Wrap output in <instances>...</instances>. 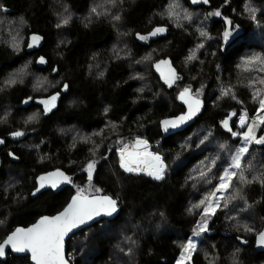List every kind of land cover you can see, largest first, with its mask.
Masks as SVG:
<instances>
[{"label": "trees", "instance_id": "1", "mask_svg": "<svg viewBox=\"0 0 264 264\" xmlns=\"http://www.w3.org/2000/svg\"><path fill=\"white\" fill-rule=\"evenodd\" d=\"M58 1L71 16L62 28L54 20L55 0H0V111L11 110L12 125L0 128V241L14 227L54 214L82 190L109 195L119 212L67 239L70 264H175L203 196L238 145L233 133L239 118L253 115L264 95V0H208V6L191 0ZM157 28L164 31L140 39ZM34 35L40 40L29 47ZM148 53L150 76L138 80L133 62ZM29 58L35 74L59 82L44 95L60 94L47 115L30 85L1 88ZM160 59L175 70L171 85L153 71ZM184 88L203 100V109L183 130L162 136L159 120L183 111L177 95ZM35 110L40 116L31 131L10 136L9 129ZM136 137L160 154L162 179L120 166L118 147ZM240 164L223 195L227 204L212 214L188 264H264V252L253 247L264 226V143L251 144ZM53 168L65 171L71 184L31 197L35 177ZM0 264L31 263L7 252Z\"/></svg>", "mask_w": 264, "mask_h": 264}, {"label": "snow or ice", "instance_id": "2", "mask_svg": "<svg viewBox=\"0 0 264 264\" xmlns=\"http://www.w3.org/2000/svg\"><path fill=\"white\" fill-rule=\"evenodd\" d=\"M207 2V0H204ZM215 15H220L219 12H216ZM66 22V21H65ZM163 28H157L150 35H156L158 32H163ZM201 35H206V33H201ZM230 33L225 31L224 37L227 39ZM141 39H146V37H140ZM40 37L33 36L32 37V45L38 43ZM32 45H29L31 47ZM190 56L188 59H192ZM258 59V58H256ZM41 62H43V58H41ZM252 61H246V63H251ZM174 79H176L175 73L172 74V79L168 82L171 83ZM264 83V81H261ZM67 87V85H65ZM188 89H185L184 92L181 93L180 98L184 99L188 94ZM227 94V93H225ZM56 100V96L50 98L49 101H43L45 104V111L49 110V106H54V101ZM187 102V101H186ZM196 107L193 108L192 104H189V113L186 116L178 117L176 120H165L163 124L165 129L169 126L175 128L178 124L183 123L185 120L190 119L191 116L195 115L197 111H199V101H194ZM260 108L264 109V100H260ZM245 116L241 115L240 122L243 125L245 121ZM258 119L261 123H264V116H259ZM224 126L227 128V121L224 122ZM256 125H248V132L244 134L245 140L247 142H251L254 139V129ZM14 136L22 135L21 132L13 133ZM236 135V133H233ZM256 143H264V137L256 140ZM137 146L145 145L146 142L142 140L136 141ZM247 148H240L233 159V166L235 168H240V159L241 156L247 152ZM140 155L139 153H125L121 152V161L120 166L127 172H141L145 169H141L140 167H133L132 165L136 162V156ZM145 155L150 156L151 160L154 162L148 166V175L152 176L156 180H160L163 178L164 173V165L161 161L160 156L153 155L151 153H146ZM94 169V162H90L87 165L89 180L92 177V171ZM203 175V174H202ZM232 173H230L227 169L225 170L224 175L221 177V184L219 185L220 189H225L229 187L228 183L225 181H231ZM54 177H62L63 180L71 182L69 177L65 176L62 172L50 173L46 176L39 177L40 187H45L46 184H50L53 188L57 186L60 182L57 179H53ZM40 189L38 188L36 191L38 192ZM213 195H215L213 193ZM203 204L204 201H201ZM212 201H209V206L204 209V215L202 220L199 222V232H196V235H199L200 232H204L207 230V220L209 218V213H214L215 208L211 207ZM117 201L110 199L109 197L102 198H92L89 199L82 195V190H79L77 195L72 198V202L68 205L67 208L58 215L54 217H42L40 221L31 228L28 229H20L17 228L15 232L7 237L4 241V244H0V256L4 254L5 245H11L12 248L17 252H24L26 250L31 252L32 260L35 261V264H66L63 258V240L64 237L74 228L79 225L85 224L87 221L92 220L94 217L101 215V213L105 215H112V213L117 211ZM195 231V230H194ZM257 243L260 245H264V232L260 233L257 239ZM196 245L192 243L191 239L184 246L183 251L181 253V260L178 261V264H183V260L190 257L191 252L195 249Z\"/></svg>", "mask_w": 264, "mask_h": 264}, {"label": "rangeland", "instance_id": "3", "mask_svg": "<svg viewBox=\"0 0 264 264\" xmlns=\"http://www.w3.org/2000/svg\"><path fill=\"white\" fill-rule=\"evenodd\" d=\"M55 4H56L55 18H54L55 23H56L58 28L65 27L67 22L70 20L71 16H70L69 12H67L65 6L59 5L58 0H55ZM111 8H112L111 21H112V23L118 22L117 21V8L113 3L111 4ZM115 27H117V26H115ZM149 36H151V35L147 34V35H142L140 37H146V39H147ZM3 37H4V35L1 38H3ZM32 37L33 36H29V39H31ZM7 38L10 41V38L8 36H7ZM146 39H142V40H146ZM16 42H17V40H16ZM14 46H16V45H14ZM151 56H152V53H148L141 60H139L137 62H133V64H134V72L133 73L137 76L136 78L138 80L142 76H150L149 71L147 70V67H149L148 64L150 62ZM35 61L37 63L41 64L39 62V58H37ZM31 64H33V60H32V58H29L24 63V65L20 66L17 70L9 72L2 79L3 81H1V88L2 89L8 88V87L14 85L15 83L27 84V85H30L32 87L33 92L37 95V97H42L45 95L46 92L48 94L49 92L53 91L52 89L54 87L59 85L58 79H56V78H52L51 76H43L42 74H35L31 69ZM145 80H149V79L145 78ZM261 100H264V95L262 96ZM4 110H5V112H4ZM4 110L0 111V128H2V127L6 128L7 126L8 127L12 126L10 123V119H9V116L11 114V110L10 109H4ZM39 116H40V113L38 110L31 111V112L27 113L25 116H22L21 122L17 121L16 127H14L13 129L12 128L9 129V130H13L10 133V135L14 136L13 133H16V132H21L22 135L25 132H30L31 131L30 126H33L34 124H36L38 122ZM259 116H264V109L260 108V103H259V105H258V107H257V109L253 115L245 116V121H244L243 125L241 124L240 118H239V121L237 124L238 129L236 131H234V133H236L237 138L239 139L238 145H237L235 151L233 152L230 160L228 161V164L225 165L224 168L222 169V172L220 173V176H219L218 181H217L216 185L214 186V188L212 190H210V192L206 193L203 196L204 203L201 204L202 209L200 211L198 222H197L196 226L191 230L190 238L182 244V246L180 248L179 256H178L175 264H178V261L181 260V253L183 251V248L189 242L190 239H191L192 243L197 245L196 241L203 238L204 232H200L199 235H196L195 233L199 232V226L198 225H199V222L203 218L204 209L209 206V201H212L211 207L215 208V210L217 207H219V204H220V206L227 204V202L223 198V195H224L227 188H225V189L219 188V185L221 184V177L224 175L225 170L227 169L230 173L233 174L232 179H231V180H233L239 173L237 171L238 168H235L233 166V159H234V156L236 155V153L238 152V150L240 148H247L248 149L251 144L256 142V140L260 139L261 137H264V123L260 122V120L258 119ZM252 124L256 125V127L254 129V133H253L254 139L251 142H247L245 140L244 134L246 132H248V125H252ZM67 136L71 137V133H68ZM15 137H18V136H15ZM63 138H66V137H63ZM136 140H142V141L146 142V146H144L142 148V150H146L147 152H149L153 155L160 156V154L154 153L152 150H150V145L146 139L136 137V138H134V140L132 142H129V144H125L123 146L118 147L117 154L119 156V164L121 161V152L127 151V150L133 151L132 143ZM245 154H246V152L241 156V159L244 157ZM160 158H161V156H160ZM161 161H162V158H161ZM162 163H163V161H162ZM163 165H164V163H163ZM132 166L136 167L135 164H133ZM87 173H88V170H87ZM137 173H141V174H145V175L149 176L148 173H146L144 171L137 172ZM150 177H152V176H150ZM225 183H228L230 185V181H225ZM213 193L215 195H213ZM212 214L213 213H209V218L207 220V228H208V223L211 220ZM242 242H243V240L240 239V243H242ZM242 244H245V243H242ZM192 252H191V254H192ZM189 258L184 259L183 264H188Z\"/></svg>", "mask_w": 264, "mask_h": 264}, {"label": "water", "instance_id": "4", "mask_svg": "<svg viewBox=\"0 0 264 264\" xmlns=\"http://www.w3.org/2000/svg\"><path fill=\"white\" fill-rule=\"evenodd\" d=\"M191 1L194 4H200V5H204V6H208L209 5V1L208 0H207V2H204V0H191ZM29 45H32V38L29 39ZM39 62H41V61L39 60ZM153 71L157 75V77L160 79L161 82H165L168 85L173 84L174 80L171 83H169L168 81L172 79V74L175 73V70H174L173 66L171 65V63H170V61L168 59H160V60H158L153 65ZM185 89H187V88H184L181 91H179V93L177 95L178 101L183 105V108H184L183 111L180 112V113H178V114H176V115H173V116L163 117V118H161L159 120V129H160V132H161L162 136H167V135H170V134H173V133H176L178 131L183 130L184 128H186L187 126H189L190 124H192L194 122L195 116L197 114H199L202 111V109H203V100L201 98L194 97L190 93V91H188V94L185 96L184 99H181L180 98L181 93L184 92ZM53 96H56V100L54 101V106L50 105L49 106V110L48 111H45V104L43 103V101H49L50 98L53 97ZM59 99H60V94L59 93H52V94H50L47 97H45V98L42 99L41 107H42V110H43L44 115H47L51 111H53V110L56 109ZM194 101H199V111H197L195 113V115L191 116L190 119H187L183 123L178 124L177 127L173 128V127L169 126L167 128V130H166L165 129V126L163 124V121H165V120H170V121L171 120H176L178 117L188 115V113H189V104H192L194 109L196 107ZM136 141H134L132 143V149H133V151L130 152V153H134V154L135 153H139L140 155L136 156V162L134 164H136V163H142V164H148V163H150L152 161L151 160V157L145 155L148 152L142 151V148L145 145H139V146H137ZM57 171L62 172L65 176H67V174L65 173V171H63L61 169H58V168H53V169H50V170H47L45 172H42V173L38 174L35 177V187L31 190V193H30L31 197H34L35 195H37L41 191H45V190H52L54 192H57L60 189L66 187V186H69L71 184L70 182L63 180L62 177H54L53 179H57V180L60 181L55 188H53L50 184H46L45 187L41 188L40 187V181H39L38 178L41 177V176H46V175H48L50 173H55ZM38 188L40 190L37 192L36 190ZM76 195H77V193H73L69 197V199L65 203V205L60 210H58L57 212H55L54 214H51V215H46V214L45 215H41V216L37 217L33 222H31L30 224H28L26 226H20L19 225V226L14 227L12 230H10L4 236V238L0 241V244H4V241L7 239V237L9 235H11L13 232H15V230L17 228L25 229L26 230V229L31 228L34 225H36L40 221V219L42 217H49V218H51V217H54V216L58 215L59 213L63 212L65 210V208H67L68 205L72 202V198L74 196H76ZM82 195L84 197L89 198V199H92V198H102V197H109L110 199H112L109 195H105V194H97V193H94V194H89V195H84V194H82ZM118 212H119V208L117 207V211L114 212V213H112V215H110V216L101 213V215L94 217L92 220L87 221L85 224L79 225L78 227L72 229L64 237V240H63V258H64V261L66 262V264H70L69 261L67 260L66 256H65V246H66L67 239L72 234H74L75 232L79 231L82 228H85V227L91 225L95 221H98L100 219H108L109 220V219L114 218L118 214ZM262 232H264V226H262V228L256 233V235L254 237L253 247H254V250H256V251H262V252H264V245H260V244L257 243L258 236ZM7 252H10L11 254H13L15 256H28L30 263L31 264H35V261L32 260V256H31V252L30 251L26 250L24 252H17V251H15L12 248L11 245H5V247H4V254L2 256H0V260H4L5 259L6 255H7Z\"/></svg>", "mask_w": 264, "mask_h": 264}, {"label": "bare ground", "instance_id": "5", "mask_svg": "<svg viewBox=\"0 0 264 264\" xmlns=\"http://www.w3.org/2000/svg\"><path fill=\"white\" fill-rule=\"evenodd\" d=\"M142 151L147 152L146 150H142ZM123 152L125 153V155H127V153H130V152H132V151H131V150H127V151H123ZM148 153H149V152H148ZM152 163H154V162L151 161V162L148 163V164L136 163L135 166H136V167L138 166V167H140L141 169H145L144 172L148 173V171H147L148 166H149L150 164H152Z\"/></svg>", "mask_w": 264, "mask_h": 264}, {"label": "flooded vegetation", "instance_id": "6", "mask_svg": "<svg viewBox=\"0 0 264 264\" xmlns=\"http://www.w3.org/2000/svg\"><path fill=\"white\" fill-rule=\"evenodd\" d=\"M44 98V96H42V97H37V98H34V102H36V104H38L39 106H40V108H41V110H42V107H41V103H42V99ZM42 112H43V110H42ZM44 114V113H43ZM13 130H11L10 132H9V134L12 132ZM11 136V135H10ZM14 137V136H13Z\"/></svg>", "mask_w": 264, "mask_h": 264}]
</instances>
